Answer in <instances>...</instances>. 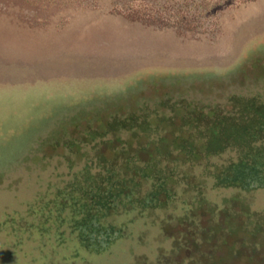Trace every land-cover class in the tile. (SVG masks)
<instances>
[{
    "label": "rangeland",
    "instance_id": "obj_1",
    "mask_svg": "<svg viewBox=\"0 0 264 264\" xmlns=\"http://www.w3.org/2000/svg\"><path fill=\"white\" fill-rule=\"evenodd\" d=\"M262 106L264 0H0V264H264Z\"/></svg>",
    "mask_w": 264,
    "mask_h": 264
},
{
    "label": "trees",
    "instance_id": "obj_2",
    "mask_svg": "<svg viewBox=\"0 0 264 264\" xmlns=\"http://www.w3.org/2000/svg\"><path fill=\"white\" fill-rule=\"evenodd\" d=\"M261 108L264 109V106H262ZM227 125L228 124H226L225 122H222V120L218 119L217 122L215 123V125L213 126V128H214L213 129L214 135L211 138L212 141L208 139V141H205L203 143V146H199L196 143V148H194V155L196 156L198 154V152H199V154L202 153L200 150L198 152H196L197 151L196 149L198 147H201V148H203L205 150H208L209 149V150H211L213 152L214 151L221 152V151L225 150L227 148V146H229L232 143H236V144L238 143L239 145L242 144L243 141H241V139L239 138V136H237L235 133H233L232 130H230V128L227 127ZM257 131L258 132L255 131L256 133L254 132L253 137L256 136L259 133V131H264V122L261 124V126L259 127V129ZM250 141H251V139H250ZM180 147L182 149H185L183 144H181ZM193 147H195V145H193ZM212 147H214V148H212ZM184 153H186V151ZM250 156H253V155L251 153L248 154V155L245 154L244 158H242V160H240V162H238V164H235L233 167H228V168L222 167V169L220 171L221 173H219V175H218V176H220L219 178L221 180H223V181L226 180V183L225 184H228V185L234 183L235 180L237 181V179H242L243 176L241 175L240 172H236V167L238 165H241V164L242 165L243 164L244 165H247V164L248 165H253L256 160L254 159V157H251L250 158ZM153 162H155L154 159L152 161L151 160L150 161H147V166L149 168H153V164H152ZM134 169L138 173H143L144 172L139 167L134 168ZM256 169L258 170V173L263 174V168L262 167L257 166ZM167 179H168V177L165 176L160 181L161 186H162L161 189L158 188V186H160V183H159L158 185H156L155 191L153 192V194L149 195L150 198L152 196H155L156 197L152 201V203H154V201L157 200V196L161 192H165V190H162V189H163V187L166 186ZM125 180L126 179H119V184H117L116 186H121V184H125ZM163 181H164V183H162ZM116 186L114 185V187L112 186L113 188H108V192L109 193L112 192L111 190L114 189ZM127 188L128 187H126V189ZM121 192H117V194H115V196L109 197V199L106 201L108 203H106L105 206L107 208H109V207H111V205H114L115 202L117 201L116 200V198H117L116 195L121 194ZM147 202H148V199H147V201H145V203H147ZM87 217H89V216H87ZM109 237H112V236H109Z\"/></svg>",
    "mask_w": 264,
    "mask_h": 264
}]
</instances>
